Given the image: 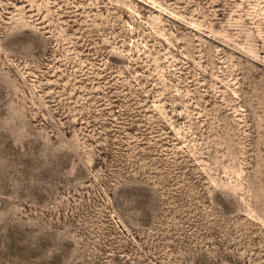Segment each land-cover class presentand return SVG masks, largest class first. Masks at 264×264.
I'll return each instance as SVG.
<instances>
[{
    "label": "rangeland",
    "instance_id": "374dc122",
    "mask_svg": "<svg viewBox=\"0 0 264 264\" xmlns=\"http://www.w3.org/2000/svg\"><path fill=\"white\" fill-rule=\"evenodd\" d=\"M0 264H264V0H0Z\"/></svg>",
    "mask_w": 264,
    "mask_h": 264
}]
</instances>
